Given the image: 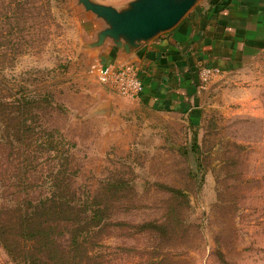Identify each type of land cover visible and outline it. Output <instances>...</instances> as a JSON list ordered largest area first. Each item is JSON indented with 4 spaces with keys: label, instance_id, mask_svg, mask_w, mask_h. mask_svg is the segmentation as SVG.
Returning <instances> with one entry per match:
<instances>
[{
    "label": "rangeland",
    "instance_id": "374dc122",
    "mask_svg": "<svg viewBox=\"0 0 264 264\" xmlns=\"http://www.w3.org/2000/svg\"><path fill=\"white\" fill-rule=\"evenodd\" d=\"M106 27L80 0H0V97L28 96L33 133L20 193L0 125V212L54 193L83 221L96 211L84 264H264V52L202 87L197 116L158 112L98 81L116 45L99 42ZM0 264L26 263L0 240Z\"/></svg>",
    "mask_w": 264,
    "mask_h": 264
},
{
    "label": "crops",
    "instance_id": "0c3cea01",
    "mask_svg": "<svg viewBox=\"0 0 264 264\" xmlns=\"http://www.w3.org/2000/svg\"><path fill=\"white\" fill-rule=\"evenodd\" d=\"M110 49L106 61L138 70L143 105L194 117L201 111L203 66L230 74L264 52V0H197L171 29L129 50Z\"/></svg>",
    "mask_w": 264,
    "mask_h": 264
},
{
    "label": "trees",
    "instance_id": "16d2710c",
    "mask_svg": "<svg viewBox=\"0 0 264 264\" xmlns=\"http://www.w3.org/2000/svg\"><path fill=\"white\" fill-rule=\"evenodd\" d=\"M30 110L28 96L15 93L10 101L0 97V125L4 123L7 142L19 157L16 185L20 193L26 192L31 168L29 156L33 133ZM199 147L195 133L192 148L199 152ZM27 201L22 199L19 202L13 219L0 212V240L10 255L26 264H84L92 261L90 249L99 230L96 228V211L90 219L83 221L77 213V205L59 193L35 203L28 202L32 209L25 205ZM71 214L78 218L68 220L71 221L69 244L66 249H61L55 243V235L60 232L62 221L67 222L66 215L73 218Z\"/></svg>",
    "mask_w": 264,
    "mask_h": 264
},
{
    "label": "water",
    "instance_id": "95a60500",
    "mask_svg": "<svg viewBox=\"0 0 264 264\" xmlns=\"http://www.w3.org/2000/svg\"><path fill=\"white\" fill-rule=\"evenodd\" d=\"M197 0H133L118 10L92 0H80L87 10L103 18L108 27L99 34V42L111 37L115 44L130 49L174 27Z\"/></svg>",
    "mask_w": 264,
    "mask_h": 264
},
{
    "label": "built area",
    "instance_id": "2783aa9c",
    "mask_svg": "<svg viewBox=\"0 0 264 264\" xmlns=\"http://www.w3.org/2000/svg\"><path fill=\"white\" fill-rule=\"evenodd\" d=\"M222 73L219 67L203 66L199 71L202 87ZM97 77L101 84L114 88L127 98L139 99L144 90V82L132 64H103L97 69Z\"/></svg>",
    "mask_w": 264,
    "mask_h": 264
}]
</instances>
